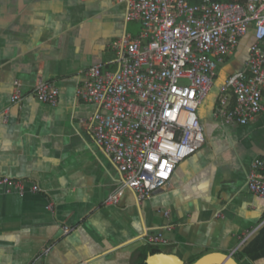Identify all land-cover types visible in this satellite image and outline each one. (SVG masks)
Returning a JSON list of instances; mask_svg holds the SVG:
<instances>
[{
  "label": "crops",
  "instance_id": "1",
  "mask_svg": "<svg viewBox=\"0 0 264 264\" xmlns=\"http://www.w3.org/2000/svg\"><path fill=\"white\" fill-rule=\"evenodd\" d=\"M125 13L122 0H0V176L25 185L23 193L0 186V264H140L150 248L191 264L213 251L235 256L264 225V198L246 185L263 152L264 113L241 125L215 114L220 85L245 65L251 33L218 65L197 111L203 145L151 197L138 201L124 189L107 202L121 174L87 121L97 105L75 90L91 65L115 68V39L140 32ZM38 79L58 88L55 105L27 94ZM17 82L26 95L15 105ZM158 233L166 243L148 244Z\"/></svg>",
  "mask_w": 264,
  "mask_h": 264
},
{
  "label": "built area",
  "instance_id": "2",
  "mask_svg": "<svg viewBox=\"0 0 264 264\" xmlns=\"http://www.w3.org/2000/svg\"><path fill=\"white\" fill-rule=\"evenodd\" d=\"M122 1L126 20L139 21L140 32L115 39V68L91 65L75 90L79 99L97 105L87 121L121 174L109 203H116L124 189H131L138 201L151 197L203 145L197 111L214 87L218 65L249 33L245 65L220 85L215 114L241 125L264 113V0ZM27 94L55 105L59 90L38 79ZM25 95L17 82L10 101L19 104ZM246 185L264 198V148L250 165ZM0 186L7 192L25 189L21 179L9 176H0ZM147 242L166 243L160 233L148 235Z\"/></svg>",
  "mask_w": 264,
  "mask_h": 264
},
{
  "label": "water",
  "instance_id": "3",
  "mask_svg": "<svg viewBox=\"0 0 264 264\" xmlns=\"http://www.w3.org/2000/svg\"><path fill=\"white\" fill-rule=\"evenodd\" d=\"M233 252L223 253L220 251L209 252L191 264H239L233 256ZM145 264H185L184 261L175 254L156 252L148 254Z\"/></svg>",
  "mask_w": 264,
  "mask_h": 264
},
{
  "label": "trees",
  "instance_id": "4",
  "mask_svg": "<svg viewBox=\"0 0 264 264\" xmlns=\"http://www.w3.org/2000/svg\"><path fill=\"white\" fill-rule=\"evenodd\" d=\"M160 250L158 248H150L148 252L156 253ZM241 260L245 258L253 263L258 259L264 257V225H262L257 233L241 248V250L234 256ZM146 254L140 259V264H145Z\"/></svg>",
  "mask_w": 264,
  "mask_h": 264
},
{
  "label": "rangeland",
  "instance_id": "5",
  "mask_svg": "<svg viewBox=\"0 0 264 264\" xmlns=\"http://www.w3.org/2000/svg\"><path fill=\"white\" fill-rule=\"evenodd\" d=\"M237 259H238L239 264H249L247 261H241L238 257Z\"/></svg>",
  "mask_w": 264,
  "mask_h": 264
}]
</instances>
